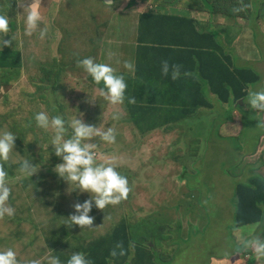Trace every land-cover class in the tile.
I'll return each instance as SVG.
<instances>
[{
  "label": "rangeland",
  "instance_id": "1",
  "mask_svg": "<svg viewBox=\"0 0 264 264\" xmlns=\"http://www.w3.org/2000/svg\"><path fill=\"white\" fill-rule=\"evenodd\" d=\"M14 1L17 2L16 7ZM24 1L27 0H22V4ZM59 1H43L46 4L45 11L48 10L47 6L55 5L58 12L51 18V24L56 31L52 36L49 34L40 38L38 32L35 33L38 38L32 37L35 34L27 36L22 33V22L20 32L11 30L4 35L5 39L10 40V44L2 47L20 53L22 70L19 76H15L19 81L10 93L0 84V131L19 133L25 144L33 145L31 153L37 158L42 156L47 160L51 157L48 142L52 130L40 129L35 125L32 120L35 112L61 114L66 119L73 115L78 117V113H83L87 119L96 120L97 116L88 108L90 105L91 108L98 106L102 110L99 122L105 124L113 123L111 114L117 111L120 113L121 122L116 128L117 131L114 129L116 142L106 144L99 137H94V152L98 162L105 157L115 156L117 170L127 177L130 187L127 199L119 204L107 205L104 209L93 207L89 213L94 217L90 226L72 225L68 231L69 235H62L66 238L64 244L73 242L69 238L75 237L83 241L105 235L125 217L131 223L134 236L141 235L148 240V245L152 243L157 247L159 264H249V260H252V264H264V258L258 259L251 249L237 253L235 251V246L237 247L241 238L255 235L259 230L257 225L231 232L235 212L234 192L237 185L254 177L264 176V127L261 126L264 125V113L250 108L247 99L243 103L242 99L235 100L234 98H238L236 95L219 102V94L211 90L210 84L200 76L203 61L196 57L181 56L182 51L188 50V37L174 39L169 29L163 27L160 32L163 45L149 44L156 48L163 47V51L155 56L154 53L160 51L150 50L148 54L153 61L148 59V66L151 62V66L154 63L153 66L160 68L163 60H167L169 65H179L181 74L176 81L189 78L192 86H200L203 83L208 96L213 98L208 100V105H203L201 114L196 119L191 117L179 126L166 127L169 130L166 132L158 130L145 136L139 135L134 127L128 126L131 124L125 119L128 114L127 107L123 104L110 105L103 102L98 96V90L95 91V86L87 79V73L76 62L87 57L84 50L95 48L96 55L122 73L126 81V77L132 76L133 72L124 69L120 62L128 60L135 68L141 62L137 60L136 52H139L140 47L147 46V42L139 40L142 21L138 16L150 9V4L147 3L151 1L113 0L111 5L105 4V0ZM214 1L217 9L221 10L226 8L228 0ZM242 1V14L227 17L216 13L215 21L206 24L203 18L202 23L196 21L195 24L197 30L204 27V31L200 33L217 36L219 46L230 57L233 67L244 68L245 74L252 72L245 75L247 79H251V83L247 85L248 94L249 90L264 88V17L259 29L254 26L255 17L264 14V0ZM68 2L70 8L66 9ZM168 3L171 7L165 14L167 16H174L177 10L181 9L184 15L182 17H186L190 3L200 7V19L206 15L203 8L207 5L205 0H182V5H185L183 9L181 6L173 9V0ZM107 6L118 8L116 12L120 11V14L113 12L112 16L116 35L113 34L111 25L108 29L111 16L108 15ZM235 8L237 4L231 6V10ZM0 10H4L9 16L21 14L22 17L23 12L27 11L18 0H0ZM126 13L128 15H124ZM192 17L195 15L192 14ZM85 18H88V22L83 25L81 31L78 34L72 32L76 29L74 22L78 19L83 21ZM154 21L151 19V22ZM152 38L151 36L150 40ZM108 39L110 44L104 45L103 42ZM195 41L197 44L198 39ZM200 42L203 43V39ZM44 62L58 73L57 83L61 91L60 94H55L54 103L32 104L34 100H39L40 96L28 94V88L22 89V82L32 80L51 85V72L38 73L35 70L39 66L42 67ZM259 65L261 66L257 67ZM216 72L221 73L219 69ZM214 74L216 73L210 76ZM1 75L0 72V78L5 83L12 84L11 77ZM251 75H254V78ZM43 76L44 79H41ZM170 79L169 76L167 81L170 82ZM156 80L159 81V77L156 76ZM153 81L154 79L142 87L156 86ZM242 83L241 88L247 87L245 80ZM225 85L226 79L215 83L214 88L224 89ZM43 94L46 99L50 97L44 90ZM93 97L96 100H90ZM165 99L167 97L163 96L162 100ZM86 106L87 111L84 112ZM103 127L105 126L98 128ZM180 128L190 130L186 135ZM203 133L208 135H201ZM16 140L15 137L14 151L6 162L13 165L14 177L19 174L18 162L24 159L17 154ZM51 160L54 163H45L36 173L49 168L47 173L55 175L59 188L53 191L52 176H47L45 183L48 185L49 194L47 199L39 201L34 198L30 187H24L23 180L26 178L19 182L14 179L17 201L8 204L15 209V213L12 217L4 216L5 218L0 219V250L13 248L21 264H28L33 259L41 261L53 251L51 248L45 251L43 237L49 239L54 232V227H48L51 222L49 206L51 210L56 211V202L62 201L68 216L74 212V203H82L84 199L89 198L86 192H69L71 185L68 187L53 171L60 158L54 156ZM144 219L149 223L141 226ZM158 228L160 231H157ZM151 229L156 232L150 237ZM262 230L264 231V227ZM57 249L67 250L61 243L57 245ZM220 257L222 258L219 259Z\"/></svg>",
  "mask_w": 264,
  "mask_h": 264
},
{
  "label": "trees",
  "instance_id": "2",
  "mask_svg": "<svg viewBox=\"0 0 264 264\" xmlns=\"http://www.w3.org/2000/svg\"><path fill=\"white\" fill-rule=\"evenodd\" d=\"M161 1L169 4V0ZM173 2L181 6L182 9L185 7V5H182L181 3L182 0H173ZM205 2L207 5L203 7L204 11L210 16L219 13L226 15L227 17H232L244 12V2L242 0H228L226 8L221 10L217 9L214 0H205ZM233 4H237V8L231 10ZM14 6H17L16 1H14ZM189 6H194V4L190 3ZM107 9L109 12L108 15H110L111 18L114 16L113 12L120 13V11L116 12L118 8L107 6ZM13 10L15 11L16 9L13 8ZM189 10H191V8H188V11ZM0 14H5L4 10H0ZM8 17L9 31L20 32L22 22L21 14H18L17 16L15 14L13 16L8 15ZM139 18L142 21V26L139 29L138 34L139 40L147 42V46H142L139 49V52L144 53V55L136 52L137 60H140L141 62L135 68L133 75L126 77V97H135V103H128L127 99L123 103V106H126L128 110V114L125 117L127 123L136 126L139 129V134L145 135V132L148 131H169L166 127L171 128L180 124L189 109H196L200 105H207L204 101H201L200 99L197 100L201 89L199 85L192 86V82L189 81V78L181 79L179 81H176V79H170V82H168L167 78L170 75H162L160 68H158L157 65H152V67L151 62L150 66H148V59L151 57H149V51L152 49L160 51L155 52V56L161 54L163 51V47L156 48L153 45H149L150 43H159L163 45L161 42L163 38L160 34V32L163 31V27L169 29L171 36L174 39L188 37V50L182 51L181 56L185 58L196 57L203 61V71L200 76L210 84L211 90L219 94L220 97L217 99L219 102L227 99L226 97H233L235 95L238 96V98H234L235 100H244L246 87L241 88L240 85L243 84L242 82L244 80L246 86L251 83L250 77L247 79L245 75L252 74V72L248 71L245 74L244 68L233 67L230 57L224 53V50L219 46L220 43L217 42L216 35L212 36L210 34L204 35L200 33V31L204 30H197L195 20L189 16L160 15L159 13H155L154 10L149 9L146 13L141 14ZM12 19L14 20L11 22ZM151 19H154L155 21L151 22ZM37 32H34L33 34ZM151 36L153 38L150 40ZM32 37L38 38V35L35 34ZM195 39H198L197 44ZM201 39H203V43L200 42ZM139 40H137L138 44H140ZM10 46L15 47V45ZM5 47H0V72L2 73L1 76L11 77L10 81L12 84L5 83L2 78H0V84L7 89L8 93H10L11 89L16 85L15 83H18L19 81L15 76L21 74L22 56H20L18 51L9 50L8 48L4 49ZM150 61L153 60L150 59ZM217 69H219L221 73L216 72ZM35 70H37L38 73L43 71L51 72L53 74L52 84L47 86L40 82L36 83L32 80H26L25 82H22V89L28 88L26 91L28 94L40 96L39 100H34L32 104L47 105V103H54L55 94H60L61 91L59 87L60 85L57 83L58 73L49 68L46 62L43 63L42 67L39 66ZM11 73L14 76L11 75ZM212 73L216 74L210 76ZM136 76L138 77L136 78ZM156 76L159 77V81L156 80ZM251 77L254 78V75H251ZM224 78L226 79L224 89L214 88V84L224 81ZM41 79H44V76ZM152 79H154L153 84L156 86L142 87ZM43 90L46 91L50 97L46 99V95H42ZM39 92L41 93L38 95ZM163 96H166L167 99L162 100ZM198 103L200 105H198ZM140 113H142V117L139 116ZM144 127L149 129L143 130ZM14 133L17 135L15 145V149L18 152L17 154L23 156L24 159L29 158L31 163L39 166L38 168L45 163H54L51 160L55 156L51 145L48 147V151L51 154L50 158L47 160L42 156L37 158L31 153L33 145L30 143L25 144L21 135L17 132ZM2 163L10 178L8 185L11 192L7 203H13L14 201H17L14 183L15 177L12 170L13 165H8L6 162ZM47 166L49 167L50 164ZM48 169L49 168L46 170H39L38 173L23 180L24 187H30L34 193V198L39 201L47 199L49 194L48 185L45 183V178L47 176H52L53 181L51 187L53 191H56L59 188L55 175L47 173ZM234 198L235 212L231 232L242 227L257 225L259 230L256 231L255 235H259L260 237L264 236V231L262 230L264 227V176H262V178L254 177L245 183L237 185L234 192ZM56 206V211L51 210L49 206L51 222L48 227H54V232L50 235L49 239H47L46 236H43L45 251L47 252V249L50 248L53 249L49 255L59 256L61 261H64L72 252L80 251L85 253L86 257L92 261V264H159L157 247L151 243L148 245V240L141 235L137 237L134 236L131 223L125 217H122L106 235L83 241H80L75 237L69 238L72 239L73 242L65 245L64 241L66 238L62 235L68 236V231L71 230V227L61 223L67 219V210L64 208L62 201H57ZM3 218L5 217H0V219ZM148 223L147 219L143 220L141 221V226H146ZM157 231H160L159 228ZM155 232V230L151 229L150 237ZM60 243L66 247L67 250L64 251L57 249V245ZM235 251L236 253L238 252L236 246ZM113 252H115V255H112ZM245 255L250 257L249 254ZM46 258L41 260V264H47ZM248 262L249 264H252V260L251 262L250 260Z\"/></svg>",
  "mask_w": 264,
  "mask_h": 264
},
{
  "label": "clouds",
  "instance_id": "3",
  "mask_svg": "<svg viewBox=\"0 0 264 264\" xmlns=\"http://www.w3.org/2000/svg\"><path fill=\"white\" fill-rule=\"evenodd\" d=\"M18 3H21L23 9H27L24 17V34L30 36L38 30L40 38L49 35L52 31L51 18L57 12L55 5L47 6V14H44L41 10L43 8L41 0H31L26 6L22 4V0H18ZM105 4L111 5L110 2H105ZM124 15H128V13ZM263 17L264 14L255 17L254 26L257 29L260 28ZM109 20L114 19L112 17ZM41 25L43 26L41 27ZM110 25L115 32V24L109 23L108 28H110ZM200 30L204 29L201 28ZM7 33H9V17L6 14H0V47L10 44V40L4 38ZM11 39L13 40V37ZM52 48L54 51L55 43H53ZM109 56H111V53H109ZM76 63L87 73L89 81L91 78L90 82L97 87L98 96L108 104L120 105L126 99L128 103H135V97H126L127 83L125 76L117 72L110 64L97 62L93 55L80 58ZM120 63L124 69L134 73L135 66L132 62L123 60ZM160 71L162 75H170L171 79H176L181 74L180 66L176 64L169 65L167 60L161 61ZM248 89L249 86L245 89L244 98V100L247 99V105L257 110V112L264 113V88L249 90L247 94ZM90 100H96V98L93 97ZM244 100L241 102L243 103ZM53 111H55L54 106ZM111 118L118 120L120 113L114 111ZM32 120L38 128L52 130L48 144L52 146L55 156L60 158V162L54 165V173L65 181L68 187L71 185L69 192L75 190L77 193L86 192L89 195V198L84 199L82 203H74V212L69 214L67 219L61 223L69 227L72 225L90 226L94 217L89 213L93 207L104 209L107 205H116L127 199L130 187L127 177L117 170V158L109 156L98 162L94 152L96 148V144L93 142L94 137H99L106 144L116 142V132L113 127L107 126L104 130H101L97 126L85 123L83 119L77 118L76 115L66 119L61 114L50 115L47 111L35 112ZM29 124H31V120ZM261 126L264 127V125ZM147 133L149 131L145 132V134ZM16 136L10 130L0 131V162L9 160L10 153L14 151ZM38 167L37 164L31 163L29 158L19 161V174L15 177V180L19 182L25 178L28 179L37 172ZM8 179L9 174L3 163H0V217H12L15 213V209L7 203L11 192ZM249 249L258 259L264 258V238L259 235L241 238L237 244V251H247ZM112 255H115V252ZM46 259L47 264H92L85 253L80 251L72 252L64 261H61L60 257L56 255H49ZM0 264H21V261L18 259L17 252L13 248L7 247L0 250ZM28 264H41V261L33 259Z\"/></svg>",
  "mask_w": 264,
  "mask_h": 264
},
{
  "label": "crops",
  "instance_id": "4",
  "mask_svg": "<svg viewBox=\"0 0 264 264\" xmlns=\"http://www.w3.org/2000/svg\"><path fill=\"white\" fill-rule=\"evenodd\" d=\"M44 0H42V12L44 13V14H47V11H45V3L43 2ZM60 1H62V0H60ZM59 1V2H60ZM138 1V0H137ZM151 1V2H150ZM149 2L150 3H147V4H150V9L151 10H154L155 11V13H167V11H168V9H170V7H171V5H169V4H167L166 2H161L160 0H150ZM58 2V3H59ZM70 2V1H69ZM68 2V8L66 7V9H69L70 8V3ZM23 4L26 6L27 4H29V0H27V1H24L23 2ZM173 5H174V8L173 9H176L177 7H179L180 8V6L178 5V4H175V2H173ZM128 8V7H127ZM191 8V10H189L188 12H186V16H189V17H192V14H194L195 15V17H192L194 20H195V22L196 21H198V23L200 24V23H202V21L201 20H203V18H205V20H206V23H208V22H213V21H215V15L214 16H209L208 14H206L205 16H203L202 17V19H200L199 18V14H200V9H199V6H196V5H194V6H191L190 7ZM144 12V11H143ZM58 12H56V14H57ZM25 14H26V12H23V17H22V15H21V17H22V33H24V17H25ZM175 15H177V16H184V15H182V10L180 9V10H177V13L175 14ZM222 15V14H221ZM60 16H61V14H60ZM66 16H68V17H70V15H67L66 14ZM224 16H226V15H224ZM60 18V17H59ZM88 22V18H85L83 21L82 20H76L74 23H75V25H76V29L74 30V31H72V32H76L77 34L79 33V31H81V29H82V27H83V25L85 24V23H87ZM112 22H114V20H109V23H112ZM112 24H114V23H112ZM111 28H112V26H111ZM109 29V28H108ZM201 29V28H200ZM56 33V31H55V27L52 25V31L49 33L51 36H52V34H55ZM113 34H115L116 35V32H114L113 31ZM104 43V45H106V44H110V40L108 39L106 42H103ZM263 47V49H264V46H262ZM135 51H136V49H135ZM84 52L87 54V56H90V55H93V57H95V59H96V61L97 62H101V63H104L106 60H102L101 58H100V56H98V55H96V53H95V48L93 49V48H91V49H89V50H84ZM256 54H257V52H256ZM133 56H135V52H134V54H133ZM154 64V63H153ZM152 64V65H153ZM261 65H259V66H257V67H260ZM200 87V93L198 94V97H197V100H201V101H204L205 103H207V105H208V100H212V98L213 97H211V96H208V92L205 90V88H204V84L203 83H201V85L199 86ZM94 90L95 91H97V87L95 86V88H94ZM194 94H196V93H194ZM101 98V97H100ZM101 100L103 101V102H106V101H104L103 100V98H101ZM198 105H200L199 103H198ZM92 106L90 105V107L88 108V110L90 109V112L91 113H93L94 115H96L97 116V119L96 120H89V119H87V117L85 116V115H83V113H78V117L77 118H81V119H83V121L85 122V123H88V124H92L93 126H97V127H100V126H105V127H107V126H111V127H113L115 130H116V128H117V126L120 124V122H121V118H119L118 120H113V123H110V122H108V123H105V124H100V122H99V117L101 116V114H102V110L98 107V106H95L94 108H91ZM203 107V105H200L198 108H196V109H194V108H191V109H189L188 110V112H187V114H186V116L182 119V122H184V121H186L187 119H189V118H191V117H194L193 119H196L197 118V116H199V114H201L200 113V110H201V108ZM85 111H87V106L85 107V110H84V112ZM69 119V118H68ZM90 121H92V122H90ZM181 122V123H182ZM180 123V124H181ZM128 124H130V123H128ZM128 126H132V125H128ZM105 127H103V128H99V129H104ZM132 127H134L136 130H137V132H138V128L136 127V126H132ZM149 128H147V127H144L143 128V130H148ZM48 130H51V129H48ZM180 130H181V132L182 133H184V134H188V130H190V128H186V129H184V130H186V131H184L183 130V128H180ZM117 131V130H116ZM137 132L136 131H134V133L136 134V135H138L139 134V132H138V134H137ZM201 135H208V134H205V133H203V134H201Z\"/></svg>",
  "mask_w": 264,
  "mask_h": 264
},
{
  "label": "water",
  "instance_id": "5",
  "mask_svg": "<svg viewBox=\"0 0 264 264\" xmlns=\"http://www.w3.org/2000/svg\"><path fill=\"white\" fill-rule=\"evenodd\" d=\"M106 2H110L111 4L113 3V0H105Z\"/></svg>",
  "mask_w": 264,
  "mask_h": 264
}]
</instances>
